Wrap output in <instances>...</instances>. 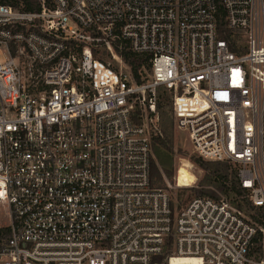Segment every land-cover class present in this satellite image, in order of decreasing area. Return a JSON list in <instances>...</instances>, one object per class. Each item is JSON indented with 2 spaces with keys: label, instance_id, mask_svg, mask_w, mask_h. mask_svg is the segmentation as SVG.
<instances>
[{
  "label": "built area",
  "instance_id": "obj_1",
  "mask_svg": "<svg viewBox=\"0 0 264 264\" xmlns=\"http://www.w3.org/2000/svg\"><path fill=\"white\" fill-rule=\"evenodd\" d=\"M37 3L0 1V264H264V0ZM163 93L243 194L153 185Z\"/></svg>",
  "mask_w": 264,
  "mask_h": 264
},
{
  "label": "rangeland",
  "instance_id": "obj_2",
  "mask_svg": "<svg viewBox=\"0 0 264 264\" xmlns=\"http://www.w3.org/2000/svg\"><path fill=\"white\" fill-rule=\"evenodd\" d=\"M98 53L99 57L110 62L112 67H118L117 61L112 59L110 53L102 49H99ZM144 66L148 68L146 64ZM158 113L153 127L172 142L174 150H169L160 144L156 147L153 146L154 161L160 169L162 178L156 176L154 185L169 191L174 208L182 207L193 197L198 196L195 190L208 189L217 195L223 193L214 183L209 182L211 176L207 174L206 170L193 161L192 156H200L194 152L188 134L179 129L175 123L171 113L170 98L165 93L161 94ZM206 161L209 162V160ZM212 167L217 168L216 164ZM218 168L223 170V166ZM1 250L2 246L0 252Z\"/></svg>",
  "mask_w": 264,
  "mask_h": 264
},
{
  "label": "trees",
  "instance_id": "obj_3",
  "mask_svg": "<svg viewBox=\"0 0 264 264\" xmlns=\"http://www.w3.org/2000/svg\"><path fill=\"white\" fill-rule=\"evenodd\" d=\"M1 2L10 4L14 7H19L27 11H34L39 9V5L37 3V0H0ZM223 14V9L221 10ZM219 26L220 30H223L225 27V21L223 17L219 18ZM117 51L123 56L125 60H127L129 63L132 64L135 73L136 78L139 80L140 75L138 73V65L135 63V61L132 59L133 54L129 50H119L118 46L116 45ZM94 53L96 56H99V53L96 49H94ZM102 58V57H101ZM143 64L147 65L146 60H143ZM160 144L164 147H166L169 150H174L172 142L165 136H163L162 132H158L157 134L153 135V146L155 147ZM154 149V147H153ZM193 161L198 164L200 167L206 170L207 174L211 176V180L209 182L214 183L221 191L225 194H227L228 197H232L234 193L236 194H243V190L240 187L239 180L237 178V172L235 167L232 163L229 161H206L203 160L200 157L192 156ZM217 168H213L212 166L215 165ZM219 166H223V170L221 171ZM160 176V169L158 168L156 162L154 159L152 160V167H151V177H152V183L155 184V177ZM157 187V186H156ZM198 196H211L213 198H218L219 196L214 193L212 190L208 189H201V190H195ZM196 197V196H195ZM247 203V202H246ZM181 208V207H179ZM10 233V228H0V248L3 247V240L6 238ZM161 260V256L157 257Z\"/></svg>",
  "mask_w": 264,
  "mask_h": 264
},
{
  "label": "bare ground",
  "instance_id": "obj_4",
  "mask_svg": "<svg viewBox=\"0 0 264 264\" xmlns=\"http://www.w3.org/2000/svg\"><path fill=\"white\" fill-rule=\"evenodd\" d=\"M197 264L195 258H186L184 256H177L172 260V264Z\"/></svg>",
  "mask_w": 264,
  "mask_h": 264
}]
</instances>
